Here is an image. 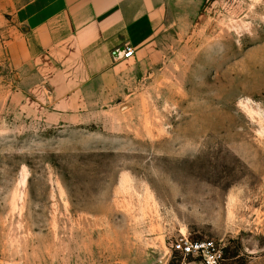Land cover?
Segmentation results:
<instances>
[{
    "label": "rangeland",
    "instance_id": "374dc122",
    "mask_svg": "<svg viewBox=\"0 0 264 264\" xmlns=\"http://www.w3.org/2000/svg\"><path fill=\"white\" fill-rule=\"evenodd\" d=\"M46 80L0 63V264L155 262L182 235L264 264V0H172L127 67Z\"/></svg>",
    "mask_w": 264,
    "mask_h": 264
},
{
    "label": "crops",
    "instance_id": "0c3cea01",
    "mask_svg": "<svg viewBox=\"0 0 264 264\" xmlns=\"http://www.w3.org/2000/svg\"><path fill=\"white\" fill-rule=\"evenodd\" d=\"M172 0H0V63L47 79L66 98L127 67ZM128 48L134 57L126 59ZM53 79V80H51ZM149 257V256H148ZM173 251L142 263L178 264ZM188 264H200L189 260Z\"/></svg>",
    "mask_w": 264,
    "mask_h": 264
},
{
    "label": "built area",
    "instance_id": "2783aa9c",
    "mask_svg": "<svg viewBox=\"0 0 264 264\" xmlns=\"http://www.w3.org/2000/svg\"><path fill=\"white\" fill-rule=\"evenodd\" d=\"M126 59L134 57V50L128 48L124 54ZM175 259L178 264H188L194 260L200 264H223L225 262L222 247L214 240L194 241L187 236L178 237L171 245Z\"/></svg>",
    "mask_w": 264,
    "mask_h": 264
}]
</instances>
